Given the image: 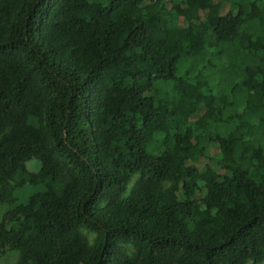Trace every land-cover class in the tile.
I'll return each mask as SVG.
<instances>
[{"label":"trees","instance_id":"1","mask_svg":"<svg viewBox=\"0 0 264 264\" xmlns=\"http://www.w3.org/2000/svg\"><path fill=\"white\" fill-rule=\"evenodd\" d=\"M220 1L0 0V257L264 263V0Z\"/></svg>","mask_w":264,"mask_h":264},{"label":"rangeland","instance_id":"2","mask_svg":"<svg viewBox=\"0 0 264 264\" xmlns=\"http://www.w3.org/2000/svg\"><path fill=\"white\" fill-rule=\"evenodd\" d=\"M231 0H221L220 3L223 5L225 2H230ZM139 178L138 176H135L131 179V181L128 184V188L126 191L125 196H129L130 193L133 191V189L136 187L137 182ZM6 210L5 206L0 207V219L3 214V212ZM17 261V252L16 251H8L5 253V255L0 257V264H15ZM246 264H252L251 262H247ZM264 264V263H262Z\"/></svg>","mask_w":264,"mask_h":264}]
</instances>
